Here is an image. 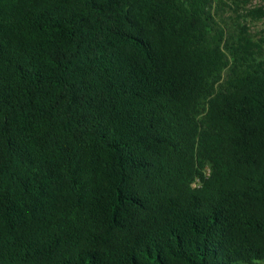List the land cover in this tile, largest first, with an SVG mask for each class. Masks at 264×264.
Returning a JSON list of instances; mask_svg holds the SVG:
<instances>
[{"label": "trees", "instance_id": "trees-1", "mask_svg": "<svg viewBox=\"0 0 264 264\" xmlns=\"http://www.w3.org/2000/svg\"><path fill=\"white\" fill-rule=\"evenodd\" d=\"M215 1L0 0V264L264 261V55Z\"/></svg>", "mask_w": 264, "mask_h": 264}, {"label": "rangeland", "instance_id": "rangeland-1", "mask_svg": "<svg viewBox=\"0 0 264 264\" xmlns=\"http://www.w3.org/2000/svg\"><path fill=\"white\" fill-rule=\"evenodd\" d=\"M259 2L257 0H216L213 10L220 16L218 22L230 31L244 29L254 41L260 54L264 55V21L252 19L247 11ZM254 264H264V261Z\"/></svg>", "mask_w": 264, "mask_h": 264}]
</instances>
